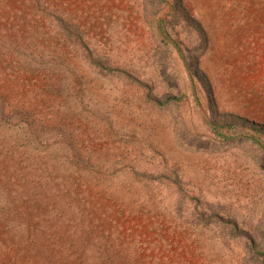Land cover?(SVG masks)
<instances>
[{
  "label": "rangeland",
  "instance_id": "obj_1",
  "mask_svg": "<svg viewBox=\"0 0 264 264\" xmlns=\"http://www.w3.org/2000/svg\"><path fill=\"white\" fill-rule=\"evenodd\" d=\"M0 264H264V0H0Z\"/></svg>",
  "mask_w": 264,
  "mask_h": 264
}]
</instances>
